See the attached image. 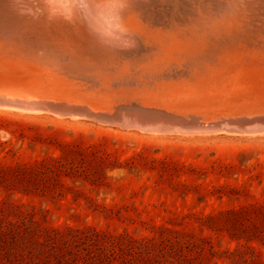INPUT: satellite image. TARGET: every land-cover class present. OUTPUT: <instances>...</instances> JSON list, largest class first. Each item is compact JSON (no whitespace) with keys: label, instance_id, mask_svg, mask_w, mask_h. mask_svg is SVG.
Segmentation results:
<instances>
[{"label":"rangeland","instance_id":"1","mask_svg":"<svg viewBox=\"0 0 264 264\" xmlns=\"http://www.w3.org/2000/svg\"><path fill=\"white\" fill-rule=\"evenodd\" d=\"M240 55L216 79L168 82L147 97L264 112V44ZM33 70L0 74V86L97 104L129 92L105 96ZM177 132L1 108L0 264H58L46 229L121 236L159 264H264V132Z\"/></svg>","mask_w":264,"mask_h":264},{"label":"bare ground","instance_id":"2","mask_svg":"<svg viewBox=\"0 0 264 264\" xmlns=\"http://www.w3.org/2000/svg\"><path fill=\"white\" fill-rule=\"evenodd\" d=\"M66 2L0 0V74L34 69L105 96L129 92L97 104L81 93L60 97L0 86V109L88 117L153 133L264 132V112L202 111L148 98L168 82L216 79L241 57L240 48L264 44V0H94L99 18L87 21L67 11Z\"/></svg>","mask_w":264,"mask_h":264},{"label":"trees","instance_id":"3","mask_svg":"<svg viewBox=\"0 0 264 264\" xmlns=\"http://www.w3.org/2000/svg\"><path fill=\"white\" fill-rule=\"evenodd\" d=\"M43 238L44 243H49L52 248L58 249L62 258L57 260L58 264H132L134 259L138 264H159L161 261L150 258L146 246H143L142 250L130 246L129 243L123 246V237H112L98 230L87 229L78 233L72 229H67L66 232L46 229ZM183 262L192 264L189 259H184Z\"/></svg>","mask_w":264,"mask_h":264},{"label":"clouds","instance_id":"4","mask_svg":"<svg viewBox=\"0 0 264 264\" xmlns=\"http://www.w3.org/2000/svg\"><path fill=\"white\" fill-rule=\"evenodd\" d=\"M64 7L72 14L80 15L86 21L99 18V9L94 0H67Z\"/></svg>","mask_w":264,"mask_h":264},{"label":"water","instance_id":"5","mask_svg":"<svg viewBox=\"0 0 264 264\" xmlns=\"http://www.w3.org/2000/svg\"><path fill=\"white\" fill-rule=\"evenodd\" d=\"M46 82L48 83V85L52 83V81H51V82H49V81H44V84H45V85H46ZM41 83H42V82H41ZM41 83H40V85H41ZM37 92H38V91H37ZM59 101H60V100H59ZM185 105L191 107V106H190V105H191L190 103L185 102ZM186 106H185V107H186Z\"/></svg>","mask_w":264,"mask_h":264},{"label":"snow or ice","instance_id":"6","mask_svg":"<svg viewBox=\"0 0 264 264\" xmlns=\"http://www.w3.org/2000/svg\"><path fill=\"white\" fill-rule=\"evenodd\" d=\"M51 3L55 4L58 2V0H50Z\"/></svg>","mask_w":264,"mask_h":264}]
</instances>
